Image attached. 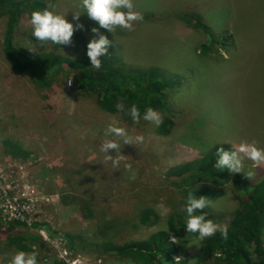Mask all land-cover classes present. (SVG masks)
Segmentation results:
<instances>
[{
  "label": "rangeland",
  "instance_id": "rangeland-1",
  "mask_svg": "<svg viewBox=\"0 0 264 264\" xmlns=\"http://www.w3.org/2000/svg\"><path fill=\"white\" fill-rule=\"evenodd\" d=\"M48 1L57 13L68 12L66 19L74 28L90 20L83 13L72 20V13L81 11V0ZM132 3L143 19L133 22L131 29L116 27L109 33V45L121 68L173 76L168 96L172 112H160L159 127L143 120L135 124L124 119L121 111H101L94 95L79 92L68 76L56 77L49 89H37L27 74L6 64L2 54L5 18L0 17V208L5 221L14 218L10 212L17 208L19 223L45 224L46 230L14 229L40 237L31 247L38 253V264H134L98 247L101 234L108 231L106 223L111 224L109 238L114 244L142 240L157 227L129 234L128 223L145 208L162 218L170 210L184 209L187 196L175 184L180 177H167L171 169L202 158L218 144L234 149L241 142H255L264 148V0ZM29 20L23 16L13 44L33 53L78 58L80 40L73 50L49 43L39 48L32 43ZM197 22L211 27L213 35L232 36L227 50H219L221 56L200 55L199 48L208 37ZM77 31L82 29L73 34ZM109 125L125 128L133 140L136 135L144 137L143 143L125 144L116 153L109 150L118 167L100 151L102 143L119 140L103 134ZM6 140L26 155L14 153ZM244 171L254 173L245 179L252 184L264 177V165L256 168L249 160L244 161ZM221 188L222 193L213 201L208 199L203 212L214 223L227 225L235 204L230 184ZM2 232L0 228V264H11L18 251L5 243ZM261 240L264 245V231ZM196 243L193 239L195 255ZM174 259L178 258L170 257Z\"/></svg>",
  "mask_w": 264,
  "mask_h": 264
},
{
  "label": "trees",
  "instance_id": "trees-1",
  "mask_svg": "<svg viewBox=\"0 0 264 264\" xmlns=\"http://www.w3.org/2000/svg\"><path fill=\"white\" fill-rule=\"evenodd\" d=\"M47 1L0 0V17L5 18L2 54L6 64L13 71L27 74L34 86L42 90L49 89L58 76L71 77L74 87L79 92L94 95L97 107L105 113H117L116 105L121 102L125 105L135 103L141 111L150 106L163 114L172 112L168 96L173 90V76L155 74L154 71L139 73L121 68L117 64L110 45L107 46L106 56L98 57L102 62L101 68L96 69L90 66L86 56L88 40L105 35L110 41L109 32L106 29H98L95 33L91 31L92 27L97 26L92 20L82 24V31L73 34L69 45L60 46L73 50L74 45H77L76 41L80 40L81 51L75 60L61 56L59 53L50 54L43 51L33 53L31 50H24L13 44L16 29L23 16L30 18L31 11L48 7ZM198 16L201 22L202 18L199 14ZM196 26L208 37V41L199 48L202 57H209L211 54L221 56L219 50L221 48L224 51L227 50L230 44L228 42L232 39L230 34L216 36L213 35L211 27L199 22ZM28 37L32 43L39 45V48L44 47V44L40 45L41 43L32 37L31 32ZM209 39H211L210 42ZM52 46L60 48L58 45ZM121 114L124 119L131 120L124 112ZM6 144L12 145L10 147L14 153L21 152L22 156L26 155V152L20 150L12 141L6 140ZM220 146L225 149L231 148L229 144L215 145L202 158L171 169L167 177H180L175 184L186 196L189 192H193L196 197L206 196L207 199H211L210 201L222 193L221 187L230 184V198L235 208L227 224V239H224L220 233H216L213 237L200 241L196 234L186 232L185 213H180L183 211L173 209L162 218L150 208H145L136 220L131 223L127 221L130 229L128 233L131 234L132 231L136 232L143 227L157 228L142 240L129 239L122 244H114L109 238L111 224L106 223L109 225L105 227L108 231L101 234L102 241L98 244V247L102 246V252L128 259L134 264H264V245L261 240L264 231V177L252 184L246 182L244 174L236 173L231 176L227 169L221 171L216 169V149ZM199 187L202 188L196 190ZM217 215L221 217L219 213ZM165 222L168 225L167 232L161 231V225ZM21 226L24 229L45 228V224L37 223H32L30 226L18 221L4 223L0 215V228L3 229L5 243L10 244L17 251L32 252L31 247L39 241L40 237L14 231L15 228H22ZM171 238L174 241H170ZM193 239L198 241L195 245L198 248L196 255L192 251ZM69 244L74 245L72 242ZM172 256H176L179 260L171 261Z\"/></svg>",
  "mask_w": 264,
  "mask_h": 264
},
{
  "label": "clouds",
  "instance_id": "clouds-1",
  "mask_svg": "<svg viewBox=\"0 0 264 264\" xmlns=\"http://www.w3.org/2000/svg\"><path fill=\"white\" fill-rule=\"evenodd\" d=\"M79 7L81 11L72 13V20H78L82 13L86 14L98 26L91 28L94 33L98 29H106L111 33L116 27L131 29L133 22L143 19L140 12L133 10L132 0H81ZM125 9L127 11H123ZM66 13H57L52 4L44 9L31 11L29 23L32 28V37L41 44L50 42L52 45H58L59 47L69 45L74 30L83 26L76 24L74 28L73 23L66 19ZM109 44L110 41L105 35H99L98 38L94 37L88 40L86 56L91 67L101 68L102 62L98 57L106 56V49ZM116 108L130 117L135 124H139L143 120L159 127L163 123L161 113L150 106L141 111L135 103L125 105L121 102L116 105ZM103 134L119 138L118 141L109 139L100 145V151L105 153V159L112 161L114 167H118L119 162L109 154L110 149L116 153L125 144H140L144 140L142 135H136L133 140L125 128L112 125L107 126L103 130ZM201 151L206 152L207 149L202 148ZM245 160L251 161L256 168L264 165V148L258 147L255 142H241L234 149H225L220 146L216 149L215 168L220 171L227 169L229 172L243 173L245 176L251 177L254 174L253 172L245 173L244 171ZM126 167L131 169V165H126ZM209 203L210 201L206 196L196 197L193 192H189L183 209L185 213L184 228L187 233L196 234L200 241L213 237L216 233H220L224 239H227L228 225L214 223L211 219L206 218L203 210L209 206ZM161 231H168L166 222L161 225ZM11 264H38V253L35 251H18L12 258Z\"/></svg>",
  "mask_w": 264,
  "mask_h": 264
},
{
  "label": "built area",
  "instance_id": "built-area-1",
  "mask_svg": "<svg viewBox=\"0 0 264 264\" xmlns=\"http://www.w3.org/2000/svg\"><path fill=\"white\" fill-rule=\"evenodd\" d=\"M11 211H14V212H10V215L12 216V217H14V218H12V219H9V221H6L7 223H10V222H14V221H18V220H22L19 216H20V213H21V211L20 210H18L17 208H12V210ZM0 215H1V218L3 219V214H2V210H1V208H0ZM4 220V219H3ZM5 221V220H4Z\"/></svg>",
  "mask_w": 264,
  "mask_h": 264
},
{
  "label": "bare ground",
  "instance_id": "bare-ground-1",
  "mask_svg": "<svg viewBox=\"0 0 264 264\" xmlns=\"http://www.w3.org/2000/svg\"><path fill=\"white\" fill-rule=\"evenodd\" d=\"M3 220V219H2ZM4 223H6V221L3 220Z\"/></svg>",
  "mask_w": 264,
  "mask_h": 264
},
{
  "label": "water",
  "instance_id": "water-1",
  "mask_svg": "<svg viewBox=\"0 0 264 264\" xmlns=\"http://www.w3.org/2000/svg\"><path fill=\"white\" fill-rule=\"evenodd\" d=\"M41 244V243H40ZM42 247V245H40Z\"/></svg>",
  "mask_w": 264,
  "mask_h": 264
}]
</instances>
